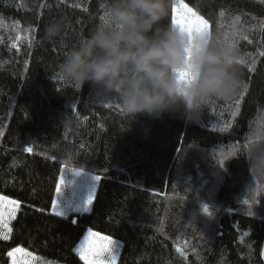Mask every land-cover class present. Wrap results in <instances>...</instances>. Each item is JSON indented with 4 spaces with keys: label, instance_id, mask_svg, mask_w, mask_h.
<instances>
[{
    "label": "trees",
    "instance_id": "trees-1",
    "mask_svg": "<svg viewBox=\"0 0 264 264\" xmlns=\"http://www.w3.org/2000/svg\"><path fill=\"white\" fill-rule=\"evenodd\" d=\"M184 2L234 45L239 87L194 118L137 115L128 128L115 98L58 74L103 0H0V194L19 202L0 264L16 246L85 264L87 230L120 242L115 264H264V0ZM57 21L70 27L50 40ZM75 170L100 178L93 202L57 216L56 184Z\"/></svg>",
    "mask_w": 264,
    "mask_h": 264
},
{
    "label": "clouds",
    "instance_id": "clouds-1",
    "mask_svg": "<svg viewBox=\"0 0 264 264\" xmlns=\"http://www.w3.org/2000/svg\"><path fill=\"white\" fill-rule=\"evenodd\" d=\"M176 2L103 0L104 18L64 54L59 76L78 88L88 83L98 98H115L128 128L137 115L159 119L183 109L194 118L209 99L230 98L239 87L233 49L210 34L190 42L165 23ZM68 27L51 24L48 39ZM182 72L191 78L181 79Z\"/></svg>",
    "mask_w": 264,
    "mask_h": 264
},
{
    "label": "snow or ice",
    "instance_id": "snow-or-ice-1",
    "mask_svg": "<svg viewBox=\"0 0 264 264\" xmlns=\"http://www.w3.org/2000/svg\"><path fill=\"white\" fill-rule=\"evenodd\" d=\"M101 7H104V5L102 4ZM103 18L102 16L101 19ZM170 22L173 26H178L182 33H186L190 42L194 41L196 37H203L210 34L209 21L194 10L193 7H190L188 3H185L184 0H177V2L173 4ZM228 46L232 49L234 48L233 44H228ZM180 77L181 79L191 78L190 74L186 72L180 73ZM24 151L30 153L32 149L25 148ZM220 166H223V161L220 162ZM96 179L100 178L97 177ZM62 188L63 178L61 176L60 181L56 184V193H59ZM92 202L93 197L90 195L85 203L83 211H88ZM257 202L258 201H256V203ZM57 208V201L54 199L52 201L53 212L57 216H62V212L56 211ZM18 209V201L0 195V238L5 240L9 238V234L11 233L9 223L11 219L15 218ZM203 211L205 214H208L207 208H204ZM73 223H75V221H73ZM89 238H91V241ZM77 252L81 260L85 261V264H115L116 251L114 250V241L111 236L100 235L99 233L89 231L84 238V242H82L77 249ZM17 254H19V257H17ZM8 256L12 258V264H34L38 259L33 256L32 253L19 247L8 252Z\"/></svg>",
    "mask_w": 264,
    "mask_h": 264
},
{
    "label": "rangeland",
    "instance_id": "rangeland-1",
    "mask_svg": "<svg viewBox=\"0 0 264 264\" xmlns=\"http://www.w3.org/2000/svg\"><path fill=\"white\" fill-rule=\"evenodd\" d=\"M74 172H76L74 177L72 175L70 177L69 176L63 177V182L66 185L64 188H62V190L59 193H56V195L54 197V199H56L57 205H58V208L56 209V211L62 212V215H67L70 212H74V211H81L82 212L84 209L85 203L88 200V197L90 195L93 197L96 186H97V182H98V179H96L97 175H94L91 172H82L81 170H75ZM0 195H2V194H0ZM8 198L11 200H15V199H12L10 197H8ZM89 209H90V207H89ZM89 209H88V211H89ZM52 211H53V209H52ZM83 212H87V211H83ZM11 220H10V222H11ZM9 227H10V223H9ZM89 231H91L93 233H98V232H95L92 230H87L84 237L81 239L80 244L82 242H84V238L89 233ZM100 235H103V234H100ZM89 240L91 241V238H89ZM113 241H114V250L116 251V253H115V256H116L115 263H116L117 257L119 254V249H120V242L116 239H113ZM18 247L24 249L21 246H16L13 249H11V251H13L14 249H16ZM86 247H87V245H86ZM24 250L32 253L33 256L38 258L37 261L34 262V264H62V263H56L47 257L37 255V254L33 253L32 251H29L26 249H24ZM17 257H19V254H17ZM9 264H12V258L11 257H10V263Z\"/></svg>",
    "mask_w": 264,
    "mask_h": 264
}]
</instances>
